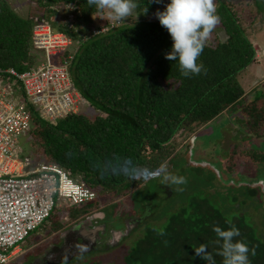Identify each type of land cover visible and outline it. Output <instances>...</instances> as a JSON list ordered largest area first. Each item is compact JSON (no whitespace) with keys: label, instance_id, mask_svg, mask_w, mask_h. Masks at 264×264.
Returning a JSON list of instances; mask_svg holds the SVG:
<instances>
[{"label":"trees","instance_id":"16d2710c","mask_svg":"<svg viewBox=\"0 0 264 264\" xmlns=\"http://www.w3.org/2000/svg\"><path fill=\"white\" fill-rule=\"evenodd\" d=\"M28 1L29 12L23 15L10 0H0V66L22 73L43 63L45 51L35 47L33 41L37 24H49L53 31L65 33L72 41L53 60L56 64L69 61L71 80L84 110L53 122L42 115L40 107L31 103L22 89L17 88L16 92L31 114L29 129L18 139L17 155L25 167L57 164L75 181L84 182L97 192L96 201L70 209L68 219L77 222L98 211L106 218L103 207L108 206H118L119 214L121 206L129 204L127 209L132 211L135 197L140 194L141 211L124 217L125 223L133 224L136 230L148 219L157 220L152 217L155 197L146 196L153 188V183L149 186L153 178L133 180L124 175L129 161L136 167L157 171V176L164 172L176 174L174 171L180 168L176 175L188 182L182 191H174L177 185L160 184V192L169 205L159 212L158 224H146L131 250L117 258L103 255L81 264H207L195 254L201 243L207 244L215 264H223V257L218 255L222 240L213 227L227 230L231 227L226 222L229 218L240 230L234 241L243 240L250 250L255 248L254 256L249 252L251 264H264V137L257 142L254 131L257 125L264 124V107L257 102L264 93L253 90V96L248 95L242 82L243 74L261 60L254 38L261 29L254 25L264 12L263 0H214L220 22L197 60L206 73L202 71L190 78L180 74L178 60L165 59L173 39L154 15L171 0L159 4L138 0L139 7L133 14L119 22L100 17L105 13L94 5L89 7L87 0ZM146 8L147 14L143 13ZM22 97L28 102L21 101ZM235 111L244 121L241 129H249L236 132L237 139L242 138L241 144H235L239 152L233 154L229 150L219 159L208 157L218 162V169L197 165L195 159L202 158L196 156L197 148L193 149L197 132H212L216 119L228 112L234 115ZM225 126L224 130L229 129ZM184 142L188 144L183 149ZM162 164L166 168H161ZM243 164L247 178L239 169ZM195 171L201 175V184L193 178ZM215 177L222 186L232 179L234 184L247 182L240 183L237 190L231 189L234 184L230 183L223 191L212 193L209 188L214 187L211 180ZM251 199L263 207L260 224L256 214L246 209ZM55 209L38 227H44L46 240L54 239V232L68 225L60 223ZM154 227L163 228L165 235H158ZM65 241L66 238L61 244H54L49 251L61 248ZM114 247L108 242H97L87 252L106 253ZM33 251L25 250L8 263L54 264L45 261L43 251L17 262L23 254ZM69 258L55 260L68 263Z\"/></svg>","mask_w":264,"mask_h":264},{"label":"built area","instance_id":"2783aa9c","mask_svg":"<svg viewBox=\"0 0 264 264\" xmlns=\"http://www.w3.org/2000/svg\"><path fill=\"white\" fill-rule=\"evenodd\" d=\"M33 41L45 51V60L37 68L21 73L0 66V264H7L22 250L21 243L50 216L57 198L74 206L98 198L93 188L75 181L57 164L26 170L17 155L18 139L31 125V114L20 103L17 88L53 122L78 112L80 103L69 61L56 64L53 60L68 49L71 39L44 23L34 27Z\"/></svg>","mask_w":264,"mask_h":264},{"label":"rangeland","instance_id":"374dc122","mask_svg":"<svg viewBox=\"0 0 264 264\" xmlns=\"http://www.w3.org/2000/svg\"><path fill=\"white\" fill-rule=\"evenodd\" d=\"M15 7L17 6V10L22 13L23 15H27V13L29 12V1L28 0H10ZM20 2L22 3V5L20 6ZM19 3V4H18ZM262 3L264 4V0L262 1ZM261 19H259L260 21L258 22L257 25H254V27L260 28V31H257L254 35L255 40L257 41L255 43V48L257 49V51L259 52L258 56H260L261 60L259 62H257L256 64H253L249 70L247 72H245L242 76V82L244 84L245 89H247L248 95H252L254 94L253 90H256L257 93H264V12L262 15H260ZM247 95V96H248ZM21 101H23L24 103L28 102L26 97H22ZM257 102L259 103V105H261L262 107H264V97H261L257 100ZM85 107H83L80 103H79V110H84ZM236 115V117H235ZM237 116H239L237 114V112L235 111V114L232 115L231 112L225 113L224 115H222L219 119H216V121L213 124V130L211 132V129H204V130H199L195 136V140H194V148H197V155L195 152V155L197 157H202V158H197L195 159V162L197 165H201L203 167H205V169H209V168H213V166L215 167V162L218 163L217 161H213L209 158H214V159H219L220 155H226L228 153L229 150H231V152H233V154L239 152L240 148L237 149L235 148V144H241L240 140L242 138L237 139V134L236 132L238 130L242 131H249V129H246L243 127L241 129V125L243 124L244 121L242 118H240V116L237 118ZM235 117V118H234ZM227 125V126H225ZM228 127L229 129L224 130L223 128ZM223 129V130H222ZM220 131L222 133H220ZM254 131L257 132L256 134V139L257 142H259V140L261 139V137H264V124L262 125H257L256 128H254ZM210 139H215L213 140V142H210ZM183 144H186L184 148H186L187 144L186 142H184ZM249 146V145H248ZM194 155V156H195ZM221 158V157H220ZM25 167L26 170H31V169H35L36 166L35 165H30L26 164ZM239 169L241 171V173H245L244 171H246L244 169V164L243 165H239ZM216 169H218L217 167H215ZM181 171L180 168L176 169L174 172L177 174ZM248 172L249 170L246 172L247 176H248ZM166 172H164L163 174H160V176H157L156 178H153V180L151 181V183L149 184V186L153 183V188H151L150 192L149 190L146 192V196L148 195H153L155 197V202H154V211L152 212L154 218H156L157 220L160 218V214L159 212H162L163 209H165L168 205H169V201L168 199H166L160 192V187L162 184L161 180L163 178V176L165 175ZM170 173V172H169ZM175 174V175H176ZM234 174V173H231ZM238 174V173H237ZM189 175V174H188ZM201 176V175H200ZM199 174L195 171L193 172V178L195 180H197L198 182L196 184H201V180L198 178L200 177ZM224 178L226 177V175L223 173ZM237 177V175H235ZM239 176V174H238ZM244 178H247L244 174L242 175ZM223 178V179H224ZM232 178L235 179V177L232 176ZM226 182V180L224 181ZM247 180H245V182H236L234 184V180H229L227 183L225 184V186H222V182L220 181V179L218 178H214L213 180H211V183L213 184L214 187L209 188V191L212 193H215L217 191H223L228 185L234 184L231 189L237 190V186L241 185L240 183H246ZM249 185H252L251 182L248 183ZM242 186V185H241ZM156 187V190L154 191ZM178 188H182L183 190H185L188 187V182L186 184H182V185H177ZM197 188H199V186H197ZM150 189V187H149ZM244 189V187L242 188ZM241 190V189H239ZM238 190V191H239ZM249 190V189H248ZM253 200V199H251ZM133 201V200H132ZM147 201V198H145V202ZM57 205H56V213L59 214L60 216V223L62 222L63 224H68L65 225L62 230H60L59 232H54L56 237H54V239H49L46 240L45 239V235H44V227H40L36 230H34L27 238L26 240H24V242L21 243V245H24L23 249L20 250L19 252L17 251L15 254V257H13L12 259L14 260V258L18 257L21 253H23L25 250H34L32 253H27V255H24L19 257V259L17 260V262H21V261H25L28 260L29 258H32L33 255L37 254V253H42L41 251H43V255H46V253L49 251V248L53 247L54 244L56 243H61L62 240H65V238H67L69 235L70 230H74L70 229L72 228V226L75 224L77 228H79L80 223H87L89 224V227H95L97 225H102L104 226V230L98 232V237H97V242H102L103 239L106 240L108 233L110 234V237L108 236V244H112L115 247L112 248V250L106 252V253H93L92 252H84V253H78L75 256L69 258L68 263L66 260H50V262H53L54 264H81L83 262H85L87 259L90 258H95V257H110L111 259L113 258H117L119 257V255H124L125 252H128L129 250L132 249L133 247V243L135 241V239H137L138 237L142 236L144 231L146 230V224L148 222H150V224H158L159 220H152V219H148L147 223H143L141 224L139 227L136 228V230L134 229L132 224H126L124 221V217L127 218V216H129L130 214H133L135 212L141 211L138 206L143 202V197L142 195L138 194L135 197V204L133 207V210L130 211L127 209V207L129 208L130 205L125 204L124 206H121V210L119 212V214H117L119 207L117 206L115 208L108 206V207H103L106 210V218H97L95 216V213L86 216L85 218H82V220H78L77 222H71L68 219V211H71L75 206L71 205L68 201L64 202L63 199L61 198H57L56 200ZM262 205L264 206V200H262ZM115 208V209H114ZM262 206L259 205L258 201L256 199H254L253 201H251L247 206L246 209L252 213H255L256 215V219H257V223H261L260 217L262 216L260 213V211L262 210ZM71 209V210H70ZM127 210V211H126ZM99 212V211H98ZM97 212V213H98ZM117 214V215H116ZM151 217V216H150ZM159 217V218H158ZM162 219V216H161ZM133 223V222H131ZM49 224V223H48ZM72 224V225H70ZM70 225V227H68ZM132 225V227L130 226ZM50 228H52V226L49 225ZM121 231L119 229H122L123 231H121L123 233V237H122V233L120 234L119 237L114 235V231L115 230ZM69 232V233H68ZM76 232V230L74 231ZM39 238V240L37 239ZM56 241V242H55ZM95 242V243H97ZM94 243V244H95ZM106 242H103V244ZM47 248V249H46ZM50 248V249H51ZM45 250V251H44ZM34 258V257H33ZM65 259V258H63ZM73 260V261H72ZM72 261V262H70ZM15 262V261H14ZM16 262V263H17ZM116 260H113V263H115ZM13 264V262H10ZM8 263V264H10Z\"/></svg>","mask_w":264,"mask_h":264},{"label":"clouds","instance_id":"9594fccd","mask_svg":"<svg viewBox=\"0 0 264 264\" xmlns=\"http://www.w3.org/2000/svg\"><path fill=\"white\" fill-rule=\"evenodd\" d=\"M150 2L159 4L162 0H150ZM87 4L89 7L94 5L97 10L105 13L100 17L109 22L126 20L139 7L138 0H87ZM147 11L148 8L144 9L143 13L147 14ZM154 15L173 39L172 49L165 54V59L178 60L180 74L183 77L190 78L193 75H199L202 71L206 73V69L202 64H198L197 60L210 34L220 22L214 0H171L163 11L157 10ZM128 165L123 173L133 180L144 179L146 181L158 175L155 170L131 165V161ZM161 168H166V164H162ZM161 183L172 187L186 184L187 180L185 177L166 172ZM182 190V188L174 189V191ZM226 222L231 225L227 230L219 226L213 227L217 237L222 240L221 251L218 255L223 257V264H251L249 252L251 251V255L254 256L255 248L250 250L243 240L234 241L235 237L240 236V230L232 224L231 218ZM153 230L157 231L158 235H165L163 228L154 227ZM164 243L167 246L168 241L165 240ZM195 254L207 264H215L214 256L207 244L201 243L199 247H196Z\"/></svg>","mask_w":264,"mask_h":264},{"label":"flooded vegetation","instance_id":"af4514ba","mask_svg":"<svg viewBox=\"0 0 264 264\" xmlns=\"http://www.w3.org/2000/svg\"><path fill=\"white\" fill-rule=\"evenodd\" d=\"M96 215V213H95ZM85 227V229L80 228V230L76 233L71 234L70 236H68L66 238V241L64 244H62L57 250H51L47 253H49L50 255L46 257V255L44 256L45 261L50 262V260H54L57 258H69L72 256H75L78 253H84L87 250L91 249V247L93 246V243L95 241H97V234H99L98 232L103 231L104 230V226L102 225H97L95 227H89V225L87 223L83 224ZM133 225V224H132ZM130 225V226H132ZM97 229V234L95 235L93 233V230ZM123 231V230H122ZM122 232L118 231L117 229L114 231V235H118V237L120 236ZM108 236L110 237V234L108 233ZM107 236V238H108ZM122 237H123V233H122ZM106 238L102 240V242H108V239ZM61 244V243H60ZM46 253V254H47Z\"/></svg>","mask_w":264,"mask_h":264},{"label":"water","instance_id":"95a60500","mask_svg":"<svg viewBox=\"0 0 264 264\" xmlns=\"http://www.w3.org/2000/svg\"><path fill=\"white\" fill-rule=\"evenodd\" d=\"M95 216H96L97 218H99V217L103 218V217L105 216V214H104V213H96ZM83 224H84V223H80L79 228H77V227L75 226L74 230H70L71 233L68 232V233H69L68 235L70 236L71 234L78 232V231L80 230V228L85 229V227H83V226H84ZM75 230H76V232H74ZM96 232H97V229H94V230H93V233H94L95 235L97 234ZM116 236L118 237V235H116ZM97 237H98V234H97ZM95 242H96V241H95ZM95 242H94V243H95ZM50 251H51V250H50ZM48 252H49V251H48ZM49 253H50V252H49ZM49 253L46 254V257L49 256V255L51 254V253H50V254H49Z\"/></svg>","mask_w":264,"mask_h":264}]
</instances>
